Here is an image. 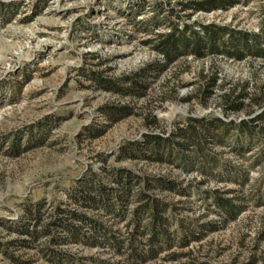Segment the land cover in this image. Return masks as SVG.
I'll list each match as a JSON object with an SVG mask.
<instances>
[{
	"label": "rangeland",
	"instance_id": "1",
	"mask_svg": "<svg viewBox=\"0 0 264 264\" xmlns=\"http://www.w3.org/2000/svg\"><path fill=\"white\" fill-rule=\"evenodd\" d=\"M189 1L0 0V264H56L49 250L63 255L60 264H264V59L188 56L167 64L157 51L175 28L260 34L264 0H230L231 7L209 13L183 7ZM189 118L228 126L223 144L207 145L215 170H183L167 158L164 140ZM242 122L253 126L249 140L237 128ZM147 136L155 138L151 149L133 153L132 144ZM107 169L135 176L130 203L116 217L81 211L121 242L119 252L101 239L75 243L59 228L45 234L59 207L76 208L68 193L77 182L98 175L120 192ZM147 179L175 189H147ZM142 190L167 205L170 232L180 233L182 222L201 239L163 246L146 261L132 256L130 236L134 247L149 237L131 223ZM214 193L240 206L235 220L223 221ZM138 219L149 221L146 214ZM23 227L41 234L33 239ZM53 236L67 242L52 243ZM171 253L179 257L170 260Z\"/></svg>",
	"mask_w": 264,
	"mask_h": 264
},
{
	"label": "trees",
	"instance_id": "2",
	"mask_svg": "<svg viewBox=\"0 0 264 264\" xmlns=\"http://www.w3.org/2000/svg\"><path fill=\"white\" fill-rule=\"evenodd\" d=\"M233 3L230 0H190L183 7H189L195 12L209 13L218 9H227L231 7ZM185 27L184 30L173 29V31L165 36L157 45V51L163 55L167 64L173 63L179 58H185L192 56L195 59H202L206 56H222L227 59L243 60L247 56L258 57L264 59V48H262V41L264 40V29L260 34L247 33L243 31H235L227 27H218L215 25L199 26V31L189 29ZM150 72V68L143 70V73ZM148 74V73H147ZM134 86H138L137 79L130 80ZM264 116L259 117L258 120H263ZM242 135H245L248 140L254 135L253 126L242 122L237 126ZM228 126L220 121L216 120L211 122H204V120H198L189 118L186 124L178 128L173 137L164 140L165 143H169L171 149L168 152L167 158L171 162H178L183 170L190 166L200 165L206 170H215L217 168V160L213 153H211L207 145L208 144H223L228 136ZM240 134V135H241ZM178 139V141H176ZM155 138L147 136L142 144H132L135 147L133 153L144 154L139 147L151 149L152 142ZM162 141V140H159ZM238 143L240 140L237 141ZM157 144L156 146H158ZM154 149H152L153 151ZM124 152V149L122 150ZM125 151H127L125 149ZM192 155L191 157H188ZM132 158H137L136 155ZM105 170V169H104ZM109 175L120 189V192L108 189L102 183V179L98 175H92L89 179H84L76 183L72 192L68 193L71 201L75 205L74 209H61L56 210V215L51 219V223L44 230L45 234H52V230L60 229L68 235L69 238L75 243L87 242L91 246L101 245L99 239L102 242L108 244L111 248H114L119 252L121 248V242L117 241L108 230L101 226L96 221L87 217L81 209H101L108 215L113 217L121 216L125 210L127 204L130 203L129 198L132 197V189L137 184L132 183L135 180V176L132 173L124 170H106ZM236 174V173H235ZM240 179L244 180L245 175L240 173L237 175ZM147 179L145 186L150 188L161 189H175L173 186L166 185L165 182L154 181L153 179ZM154 183V185H152ZM214 205L219 210L223 221L235 220L241 213L240 206L234 204L231 199H225L219 197L217 193L212 194ZM137 201L142 202V205L134 212V218L131 223L135 227V233L144 236L148 235V239L144 245H135L136 236L132 234L130 237L133 240L129 245L131 249V255L135 256L141 261L156 258L162 251L163 246L171 248L175 242H178L181 248L189 245L191 241L200 240L202 232L196 229L199 235H195L194 229H190L182 222L179 223L181 229L180 233L177 231L170 232L168 227L171 225L169 219L163 215L166 213V207L160 200L151 198L146 195L144 190L137 194ZM264 204V201H263ZM41 203H37L33 208V221L36 224L39 223L42 208ZM29 214H31L29 212ZM143 214H146L149 221L146 223L140 222L138 218H141ZM69 221L79 222L81 225L73 224ZM88 228L92 233L87 235L83 229ZM210 230H216V225H209ZM22 233L32 236L33 239H37L40 236V232L33 231V234L28 231L26 227L21 229ZM140 230V231H139ZM98 237V239L96 237ZM67 241L63 238L52 237V243L63 244ZM51 260L60 264L63 260V255L56 251L49 250ZM179 257L176 253L169 254L170 260H176ZM186 264H205L195 262L191 259Z\"/></svg>",
	"mask_w": 264,
	"mask_h": 264
}]
</instances>
